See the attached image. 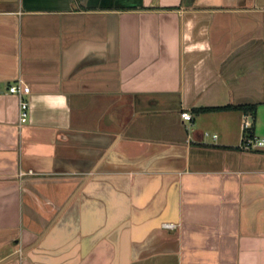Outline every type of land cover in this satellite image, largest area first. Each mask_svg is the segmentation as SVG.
<instances>
[{
	"label": "crops",
	"instance_id": "0c3cea01",
	"mask_svg": "<svg viewBox=\"0 0 264 264\" xmlns=\"http://www.w3.org/2000/svg\"><path fill=\"white\" fill-rule=\"evenodd\" d=\"M245 135L264 0H0V264H264Z\"/></svg>",
	"mask_w": 264,
	"mask_h": 264
},
{
	"label": "built area",
	"instance_id": "2783aa9c",
	"mask_svg": "<svg viewBox=\"0 0 264 264\" xmlns=\"http://www.w3.org/2000/svg\"><path fill=\"white\" fill-rule=\"evenodd\" d=\"M30 93V88L21 80L17 81L14 85L9 86L6 95H15L18 100V124L23 125L27 123L29 118V102L27 96ZM180 117L184 121L191 122L192 116L188 112H182ZM251 127V122L245 119L242 129L248 130ZM205 136H208L206 133ZM217 136H213L216 138ZM239 148L248 152H263L264 153V138L245 135L240 143Z\"/></svg>",
	"mask_w": 264,
	"mask_h": 264
},
{
	"label": "trees",
	"instance_id": "16d2710c",
	"mask_svg": "<svg viewBox=\"0 0 264 264\" xmlns=\"http://www.w3.org/2000/svg\"><path fill=\"white\" fill-rule=\"evenodd\" d=\"M255 105H226L221 107H202L195 110L197 114L199 113H210V112H220V111H241L245 114H250L252 117L255 114ZM252 136V135H250Z\"/></svg>",
	"mask_w": 264,
	"mask_h": 264
}]
</instances>
